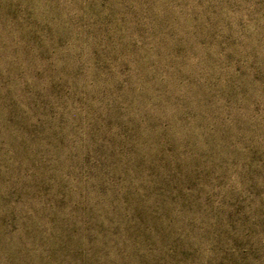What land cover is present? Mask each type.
<instances>
[{"label":"rangeland","instance_id":"374dc122","mask_svg":"<svg viewBox=\"0 0 264 264\" xmlns=\"http://www.w3.org/2000/svg\"><path fill=\"white\" fill-rule=\"evenodd\" d=\"M0 264H264V0H0Z\"/></svg>","mask_w":264,"mask_h":264}]
</instances>
